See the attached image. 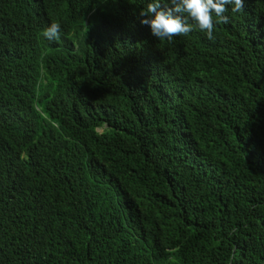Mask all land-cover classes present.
Masks as SVG:
<instances>
[{
	"label": "trees",
	"instance_id": "trees-1",
	"mask_svg": "<svg viewBox=\"0 0 264 264\" xmlns=\"http://www.w3.org/2000/svg\"><path fill=\"white\" fill-rule=\"evenodd\" d=\"M255 1L254 20L227 6L224 25L245 35L228 62L195 32L158 40L137 15L89 32L90 50L78 41L79 7L122 17L151 0H0V264H264ZM124 39L145 80L102 57Z\"/></svg>",
	"mask_w": 264,
	"mask_h": 264
},
{
	"label": "clouds",
	"instance_id": "clouds-1",
	"mask_svg": "<svg viewBox=\"0 0 264 264\" xmlns=\"http://www.w3.org/2000/svg\"><path fill=\"white\" fill-rule=\"evenodd\" d=\"M228 5L233 6L232 12L242 10V13L252 20L259 17L262 12L255 0H151L147 6L144 5L140 12L135 10L133 15L125 14L122 17L119 15L112 17L106 14L101 6L85 5L84 8L79 7L76 10L75 28L78 30L76 34L80 36L77 39L85 45L87 50H90L91 45L88 43L93 39L89 32H93L96 28L99 30L110 28L114 24L123 23V20L130 22L137 15L144 28L158 40L171 42L174 37L187 36L189 33L195 32L194 34H201L205 37L206 45L213 46V50L206 54L224 61L235 62L238 59V51H234L233 46H238V41L243 42L245 35L237 28L233 29L224 25L229 23V17L224 15L228 10ZM61 26L59 23H52L43 32V36L48 41L57 39L61 32ZM63 29L72 34V30L69 28L63 27ZM230 30L236 32V38L231 37ZM120 44L121 47L108 50V53L102 57L115 60L126 58L134 61V58L139 56L131 39H124ZM163 62L167 67L178 66V70L183 74L185 71L188 72L183 64L179 65L174 61ZM134 65L137 73L145 80L147 75L145 68L136 61H134ZM207 75V69H205V72H200L197 78H204Z\"/></svg>",
	"mask_w": 264,
	"mask_h": 264
}]
</instances>
